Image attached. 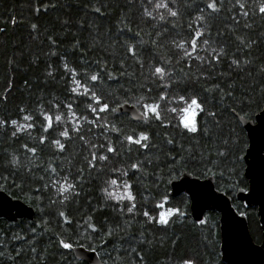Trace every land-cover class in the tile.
Instances as JSON below:
<instances>
[{"label":"trees","instance_id":"1","mask_svg":"<svg viewBox=\"0 0 264 264\" xmlns=\"http://www.w3.org/2000/svg\"><path fill=\"white\" fill-rule=\"evenodd\" d=\"M155 2L0 0V188L35 209L34 219L0 217V264H90L63 243L94 249L106 264H228L221 258L219 211H206L205 223L195 221L189 195L170 194V181L185 170L214 175L216 187L246 213L252 235L262 241L257 207L236 197L249 181L244 175L248 136L235 112L254 118L264 107V13L259 11L264 0H240L243 9L237 0H217L218 12L207 7L211 0H167L178 17L155 10ZM198 28L205 31L198 45L207 39L223 48L219 62L194 58H210V50L198 47L184 58L175 47L173 41L187 44ZM155 66L171 71V87L151 75ZM94 74L98 81L90 80ZM74 77L109 111L99 112L101 104L91 93L80 94L83 87L73 91ZM165 93L171 102L159 100ZM181 95L204 106L197 133L184 129L177 113L164 111L183 107L177 103ZM124 102L142 112L143 104L159 102L163 122L117 112ZM57 114L63 122L45 132V116ZM26 115L32 119L25 121ZM25 124L34 127L20 130ZM64 130L68 138L60 135ZM141 133L149 137L146 148L125 139ZM93 154L95 167L89 164ZM112 179L131 184L135 200L109 198L106 188L123 192L110 187ZM68 184L72 190L61 194L58 189ZM176 209L168 224L157 223L161 212Z\"/></svg>","mask_w":264,"mask_h":264},{"label":"water","instance_id":"2","mask_svg":"<svg viewBox=\"0 0 264 264\" xmlns=\"http://www.w3.org/2000/svg\"><path fill=\"white\" fill-rule=\"evenodd\" d=\"M117 112L129 113L136 120H143L142 110L134 103L124 102L116 106ZM243 124L248 145L244 153V175L247 188H239L236 197L249 206H256L262 229V241L252 235L248 216L234 205L232 197L216 187L214 175L201 177L187 170L170 181V194L186 192L190 197L191 216L201 221L206 211L220 213L221 258L228 264H264V107L248 118L235 112ZM0 217L17 220L20 217L34 219L35 209L19 197L0 188ZM77 258L90 264H106L98 252L85 245H72Z\"/></svg>","mask_w":264,"mask_h":264},{"label":"snow or ice","instance_id":"3","mask_svg":"<svg viewBox=\"0 0 264 264\" xmlns=\"http://www.w3.org/2000/svg\"><path fill=\"white\" fill-rule=\"evenodd\" d=\"M153 0H149V3H152ZM221 3H223V0H220ZM237 3H239V6L241 9H243L245 7V5L243 3H240V0H237ZM207 7L209 9H211L213 12H218L220 9L217 6V0H211L210 3L207 4ZM154 9L155 10H159V9H164L167 11V14L171 17H178L179 16V12L178 11H173L172 9L169 8V4L167 2V0H156L155 4H154ZM96 11H100V9H96ZM146 11V15L148 16H152L151 12H148L147 9ZM260 13H264V6H261L259 8ZM159 14V18L161 20H164L165 17L163 14ZM241 15L243 16H247L248 12L247 11H243L241 13ZM155 18V17H153ZM198 20H204V17H198ZM35 27V26H33ZM191 27V26H189ZM205 35V31L204 29H197L195 31V35L194 38L188 42L187 44L185 42H181V43H176L175 41H173V43L175 44V47L178 49L182 50V54L184 58H189V57H193L194 53H197V48L199 47L200 50L203 51H208L210 50L212 53H214V55H212L210 58H205V57H201L198 54L195 55L194 58L199 59L201 61H205L207 59V62L209 64H211L212 61H217L219 62V60L221 59V57L225 54L223 48L217 50L216 48L212 47L209 44V41L207 39H204L202 41H200V44H197V41L200 39V37ZM250 47V45H249ZM189 48L191 50H189ZM129 51L132 52L133 56L136 55L134 49L129 48ZM233 64H239V61L233 60L232 61ZM65 67H67V65H65ZM74 71V70H73ZM151 75L153 77L158 78L160 81L163 82V87H165L166 89L171 87V82L169 80V77H171V71L166 68L165 66H155L154 68L151 69ZM112 78V77H110ZM74 79V83L76 84V88L73 89V91H79V89L81 87L84 88V91L81 92V95L84 96H88L89 93H91V98L95 101V103L97 104H101L100 98L96 95V93L94 91H92L91 88L88 87V85H81L80 81H76L75 77ZM100 79V76L98 74H94L90 76V80L91 81H98ZM218 87V85H217ZM211 91V89H210ZM175 99V98H172ZM159 100H169L170 98L168 97V95L165 94H161L159 97ZM171 102V101H170ZM177 103L184 105L183 107H171V108H165L164 111H170L172 113H177L178 117H179V121H180V125L184 128L187 129L188 132L190 133H197L198 131H200L199 127H198V122H197V117L200 115L201 112H204V106L203 104L199 101L198 98L196 97H185L183 95L178 97ZM68 109L71 111L72 110V105L68 104L67 105ZM88 107L91 108L93 113L97 112V108L92 107L91 105H89ZM143 108H144V112L142 113V115L145 118V121H147L148 119H155V120H160L163 122V116L161 114V106L159 102H154V103H145L143 104ZM114 110V109H113ZM109 111V105L107 103H103L101 104L100 108H99V112H108ZM234 111V110H233ZM209 115L215 116V113H208ZM73 117L76 118V120H78L79 118L76 117V113L73 112L72 113ZM23 119L25 121L31 120L32 117L31 116H24ZM63 116L62 115H46L45 116V120L47 122V126L44 128V131L47 132L50 128H53L54 123H60L63 122ZM84 119H87L86 117ZM90 123L95 124L96 121H91ZM0 124H3V121H0ZM13 125L17 124V121H12ZM34 127V125L32 124H25V125H21L20 126V130H28L30 128ZM74 131L79 132L80 128L76 127L74 125ZM206 131V129H205ZM15 135V133H13ZM60 135L68 138L69 137V132L67 130H64L62 132H60ZM45 138H41V143L44 142ZM81 139H83V137H81ZM125 139L127 141H129L130 143H135V144H140L142 147H148L147 143H143L149 140V137L147 134L141 133L139 134V138L134 139L133 136L128 135L125 137ZM171 142V141H169ZM54 143L56 144V146L63 150L64 148V144L61 143V141L59 139L55 140ZM225 144H228V141H224ZM29 151H32L33 153L35 152V149H30ZM108 152H112L115 153L116 149L114 147H108L107 148ZM229 152H231V145H229ZM219 155L223 156L225 155L224 152H220ZM95 159H97V157L95 156V154H93L92 156V160L89 161V164L91 167H95V164L92 162ZM101 160H106L107 156H101L100 157ZM237 159H240V157H237ZM133 168H138L139 165L133 164L132 165ZM123 175H127L126 172L123 173ZM110 187L114 186L116 189H123V192L120 191H109L108 188L104 189V191L107 193L109 198H114L117 201H121V200H128L129 202H132L135 200V196L132 195L131 192V184L127 183V182H120L118 183V181L116 179H112L109 182ZM73 185L68 184L67 187H61L60 189H58V191L62 194L64 192H68L70 190H72ZM158 207L163 208L164 204L161 203L158 205ZM135 208V204L132 203L131 206L128 208L129 212H132L133 209ZM179 212V209H176L175 211L169 210L168 212H161L159 214V218L157 220V223L159 224H168L169 219L175 215L176 213ZM61 215H63V213H61ZM145 216H148L149 214L147 212H144ZM150 219H156L155 217H150ZM201 223H205V221H201ZM63 247L66 249H71L72 245L69 243H63ZM186 264H192V262L188 261L186 262Z\"/></svg>","mask_w":264,"mask_h":264},{"label":"rangeland","instance_id":"4","mask_svg":"<svg viewBox=\"0 0 264 264\" xmlns=\"http://www.w3.org/2000/svg\"><path fill=\"white\" fill-rule=\"evenodd\" d=\"M190 262H192V264H194L193 261H190Z\"/></svg>","mask_w":264,"mask_h":264}]
</instances>
